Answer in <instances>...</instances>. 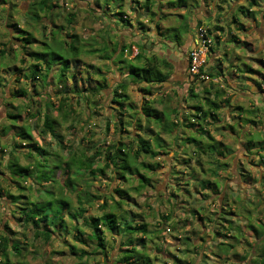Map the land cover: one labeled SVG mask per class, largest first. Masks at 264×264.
<instances>
[{
  "label": "trees",
  "instance_id": "16d2710c",
  "mask_svg": "<svg viewBox=\"0 0 264 264\" xmlns=\"http://www.w3.org/2000/svg\"><path fill=\"white\" fill-rule=\"evenodd\" d=\"M6 1L7 0H0V6L3 7ZM229 1L230 0H222L223 3H228ZM177 2L184 6L188 4L186 0H177ZM256 2L257 0H251L248 6H240L239 12L242 11L246 18L254 17L256 12L252 10V7L256 5ZM59 3L58 0H28V8L24 13L28 19L27 25H32V27L35 28L37 26L35 23L48 17L53 21L52 16L55 15V8L59 7ZM86 3L89 4V6L95 3L97 8L90 7V10L94 13L98 9L100 13L99 17H101L104 23L107 24L105 19L109 18V23L113 24L115 29L118 26L126 28L136 24L140 29V39L136 40L132 38L129 42L121 43L118 38L114 39L117 36L111 32L112 29H102L100 32L101 39H94L90 46L85 47V45L82 44L81 38L74 34H70L73 36L71 41H68L66 37H61L63 36L62 33H64L61 30L66 27L64 25L60 26V29L58 27V29L54 28L51 30L50 35H52V37L50 40V36L45 32L47 25L42 24V35L44 37L39 40V44H36L34 31L30 30V28L22 27L17 21L14 23L9 22V19L13 17L12 11L9 10V12L6 13L7 25L10 28L6 32V39H8V42H0V55L6 57L13 51H16V55H18V50H21L22 53L29 56L31 60L22 58V66L12 69L20 71L26 68V72L24 71L17 74L18 77L16 81H20L19 77L21 76L24 81L31 84L35 89L38 85L43 86L49 83L57 86V92H61V98L56 109L61 112L64 107L66 108L62 114L64 120H67L75 111L71 102L66 104L68 101L74 99L75 103L79 105L83 102L86 104L88 103V105L95 104L97 108V98L110 88L109 71H111L113 75H121V78L117 80L116 87L113 88L111 101L116 105L110 106L112 110L111 116L115 122L118 121L117 126L120 131H122V127H126V129H128L127 127L132 128L129 141L124 142L123 140H118L112 142L110 146H107L104 150L105 162L103 166H97L95 163L96 155H100L102 153L101 151H103L100 150L101 146L99 145L96 146L97 148L92 146V148L96 149L94 154L81 152V155H78L76 152L73 153V150L70 149L68 154L69 157L63 160L61 154H53L46 146L34 140L32 134L33 130L30 126L24 124L17 127L14 133L11 132V129H13L12 125L17 123L18 116L21 114L10 112L8 116L11 118L12 123L3 125L0 130L8 134V137L20 140L19 142H14L13 146L16 149L10 150V156L5 163L7 172H5L3 178L0 177V194L5 193L11 198V209L14 217L19 221L22 220L21 222L24 225L32 224L35 226L36 234L42 235L46 239L55 236L60 229L58 228V224H61L60 226H62V224L66 225V215L72 216L77 221L82 219V226L78 224L74 225L76 232L75 239L81 245L70 244V253L75 255L79 260L77 264H90V257H94L98 254H109L110 260L108 264H152V258L147 254V238H149L150 235L149 226L146 222L133 223L131 219H128L131 210H127L124 207L125 198L128 194L127 189L116 187L115 191L118 196L116 197L112 194L110 196L113 204L108 203L107 197L105 201L101 203V207L103 209L109 207L108 210H104L97 216H86L88 208L82 205L72 213L71 202L64 193V187H73L76 184L75 182L78 175H82L83 171L87 170L90 174H96L98 172L102 173L104 167L113 166L115 172L119 174V178L134 179L136 173L140 174V178L138 179L139 184L136 186V189L146 188L150 183V177L146 173H143L141 169L146 168L145 170L150 169V171H154L160 163L157 162L156 165H153L152 162L144 159L142 160V158L144 157L147 159L149 156L155 158L160 155L162 149L167 152L166 145H164L165 138L163 134H172L175 129H177L178 124H183L195 128L197 133L202 136L207 135L212 139L211 141H214L212 132H209L206 126L209 122V124L212 125L214 122L217 124L221 121L223 117H220L219 110L223 108L222 103L226 101L227 105L231 106V99L228 97L219 101L217 99H211L208 95L200 96L198 92H195L193 94L195 103L189 105L195 110L186 112L185 114L183 113L182 116L179 114L180 110L178 103L171 106L166 104L167 106L164 109H160L155 106V99H147L141 108H136L132 103L127 89L131 85H137L147 94L157 92L156 94L160 95L161 87H167L165 83L169 81L174 69L173 60L168 52L159 54L152 49V46L159 40L156 36L161 35V42L166 44L167 47L171 48L172 45H175L178 46L180 50L182 49L181 46L184 44L183 36L188 32V23L184 22V16L181 15L184 22L182 25L176 26L170 22L166 27H163L162 21L169 18L171 15L170 12L164 10L166 5H168V9L174 5L171 0H167L166 2H164V0H92V2ZM11 5L12 7L16 6V1L11 0ZM228 5H230V3H228ZM191 6L193 7L194 4L192 3L190 8ZM232 14L231 20L234 24H237L235 27L240 30L243 29L244 24L241 22L240 15L234 13L232 16ZM0 17L2 18L1 14ZM145 19L146 22L144 21ZM73 20L74 13H70V17L67 20L70 29L73 27ZM215 28L220 29L221 26L216 25ZM156 32L158 34H156ZM65 33L68 32L65 31ZM150 34L155 37L152 41L148 40L151 37ZM208 34L213 40L209 47L208 53L210 54L214 50L215 45L219 43V40L217 36H214L211 28L208 29ZM11 38L14 39V41ZM231 40L239 42V38L236 35H232ZM134 48L137 49V53L132 55ZM84 53L97 54L98 57L103 60L104 68H106L105 72L103 67L90 63L88 64L85 60L83 61L81 56ZM185 53H187L188 59L189 50ZM113 65L116 67H113ZM245 66L246 70H242V67L239 68L243 73L248 71L257 73L259 76L263 75L261 71L255 70L247 64H245ZM90 68H92V70H90ZM202 70L209 72L212 77H218L221 74L220 70H217V67H207V61L203 65ZM188 76L195 84L204 81L203 79L197 78L196 75L191 74L189 67ZM260 77H262V80H257L256 82L259 91L264 92V75ZM69 80H72V83H70ZM223 80H225V77H223ZM37 82L40 83L38 84ZM91 82L93 83L91 84ZM218 82V80H210L212 87L216 88V86L219 85L215 91V96L217 98L222 97L225 93V88L217 84ZM78 84L80 86H78ZM4 85L2 76L0 75V89ZM206 86L207 85L203 88V94L210 93L208 91V86ZM162 93L163 95H160L161 97L159 98L160 102L164 101V96L166 97L170 94L168 89ZM173 93H176V91H173ZM28 94L29 90L23 87L13 92L14 97H26ZM171 98L172 96H169L170 101H172ZM33 103H36V101L33 100ZM53 105L55 107V104ZM235 108L241 111V113H239V119L249 121L248 126H255V124L259 123L254 118V116H257V113L260 115L264 114V107L247 109L240 105ZM36 112L42 115L40 118L42 122L40 125L41 132L43 134H50L52 137L56 138L58 142L63 144L61 133L57 128L58 122L53 118L51 108L47 105L46 108L42 110V106L38 105ZM172 112L175 113L174 116L176 120L172 119ZM245 114L250 115V117L245 116ZM37 127H39V123L35 125V128ZM154 127L159 128V130L157 131ZM230 127L232 128L233 126L230 125ZM133 128H136L135 135H133ZM232 129L237 132L235 127ZM241 135H246L247 149L253 150L256 148V151L260 150L259 152H263L262 161L264 162L263 137L258 135L252 136L249 135V133L244 134L243 132L240 133V136ZM184 140V145L188 142H197V148L191 151H188L189 148H187V146L183 148V154L188 156L183 157L182 162H180L182 166L183 164H190L194 153L211 155L221 166L227 165V158L223 150H220V153L217 154V158L211 153V148H214L213 146L217 145L216 143L226 146L223 144L224 142H207L206 145H203L202 141L198 140L196 136H188ZM240 144L243 145L242 143ZM22 145H26V152H22V155L25 159L27 158L29 160L25 164L20 161L19 156V148ZM62 146L63 148L65 147L64 145ZM225 149L230 156L231 147L226 146ZM197 162L200 165L203 163L200 159ZM58 169H62L67 173V180L64 183L57 179L56 173ZM73 169H75V176H72ZM172 172L173 174L174 172L184 173L183 169L176 168V164L172 165ZM185 176L188 177L185 179ZM197 176L198 177L194 174V171H189V174L177 178L182 179L183 182H179L178 185L180 189L185 190L182 192H185L187 197L192 195V189L189 184L191 183L192 186L195 187L196 184L194 180L201 178L199 174ZM1 178L6 181L8 185H14L15 188L19 189V193H15L10 190L9 187L3 186L1 184L3 181ZM202 178L201 187H204L203 189L206 190L212 186L216 189L218 188V182L216 183V181H211L208 178L203 180ZM186 181L191 182L187 183ZM25 183H28V186H26ZM186 184L189 186L190 190L185 186ZM57 187L58 192L56 193L55 189ZM4 188H6V190ZM25 189L34 190L35 196L30 197L27 194H23L22 191ZM76 190L78 191V187ZM171 193L172 194L168 196L170 200L172 195L177 196L180 192L177 194L173 187ZM90 196H93V194H90ZM82 202L83 201L80 200V203ZM85 202L91 203L90 197H87ZM223 209L225 208L223 207ZM14 210L18 212V214L15 215ZM216 215L217 212L214 218H216ZM228 221L232 223L230 219ZM2 225L5 228L0 230V264H26L23 261H15L13 259L14 256L17 257L22 255L21 241L14 236L12 230H8V228L10 229L8 223L4 222ZM231 225L232 224L225 227H228L230 230L234 229L233 225ZM86 227L89 230L88 234H78L85 231L87 229ZM249 227L254 235V242L251 244V242L247 240L248 244L251 245L248 246L249 250H246L243 258L249 256L248 264L251 262L252 264H254L253 262H255V264H264V224L250 223ZM105 229L110 231L113 235H117L119 238V253L115 262H112L113 255L108 248ZM236 229H239V227ZM216 234L217 236L220 235L225 237L228 235L218 230ZM132 235H134L135 238L137 237V240L140 239L141 242L134 241ZM190 237L191 236H188L186 239H190ZM237 238H239L238 235L235 236V239ZM134 244H142L140 246H142L141 248H143V250L139 249L137 245ZM220 245L227 246V253L235 246L234 243H228L226 241H221ZM248 247H245V249ZM126 252L129 253L124 254ZM219 257L221 258L224 256L220 254ZM48 264L58 263L52 261Z\"/></svg>",
  "mask_w": 264,
  "mask_h": 264
},
{
  "label": "rangeland",
  "instance_id": "374dc122",
  "mask_svg": "<svg viewBox=\"0 0 264 264\" xmlns=\"http://www.w3.org/2000/svg\"><path fill=\"white\" fill-rule=\"evenodd\" d=\"M15 1L16 6L14 7L11 5V0L4 2L3 7L0 6V14L2 16V18L0 17V42H8V39H6V32L10 28L7 25L6 13H8L9 10H11L13 14V17L9 19V22L14 23L17 21L22 27L30 28V30L34 31L36 44H39V40L44 37L42 35V24L47 25L45 32L50 36V40L52 37V35H50L51 30L54 28L58 29V27L60 29V26L64 25L66 27L61 30L64 32L61 37H66L68 41H71L73 36L70 34H74L81 38L82 44H84L85 47L90 46L94 39L100 38L99 34L101 30L106 29L104 21L101 22L99 20L101 25H99V31L94 26V22L97 21V19L94 18L95 13L90 10L91 6L86 3L92 2V0H58L60 3L59 7L55 8V15L52 16L53 21H51L49 17L44 18L40 22L35 23L37 25L35 28H33L32 25H27L28 19L24 14L28 8V0ZM240 1L244 2L245 0ZM246 1L243 4L248 5V0ZM255 6L256 14L254 17L246 18L242 16V11L239 12V15L242 16L241 19L244 28L241 30L236 28L239 30L237 31L238 35H236L239 38V42H233L231 45L239 50L241 53V61L243 63L246 62L245 64L255 70L261 71L264 75V0H257ZM227 8L229 9V5ZM70 13H74V20L72 22L73 27L71 29L69 27L70 25L67 23ZM233 15L234 13L232 16ZM230 25L231 24L228 23L224 25L225 32L229 31V29L230 32L236 31L234 25ZM202 26L207 28V30L210 28L207 24ZM65 31L68 33H65ZM119 32V30H116L115 34L118 35ZM192 33L195 34V30ZM154 39L153 35H151L148 40L152 41ZM12 40L14 41V39ZM241 48H245L246 50L242 51ZM152 49L160 54V52L157 51L158 47L155 48V45L152 46ZM136 53L137 52L135 51L133 54ZM81 57L82 60H85L88 64L90 63L103 68L105 67L103 60L100 59L97 54L84 53ZM22 58L29 59V56L22 53L21 50H18V55H16V51H13L6 57L0 55V75L5 84L0 89V128L3 125H9L12 123L11 118L8 116L10 112L21 114L18 116L17 123L12 125L13 129H11V132L14 133V131L17 130V127L24 124L30 126L33 130L32 134L34 140L39 144L46 146V148L53 154H61L63 160H66L69 157L68 154L70 149L73 150V153L76 152L78 155H81V152L94 154L96 151L95 148H97L96 146L99 145L101 146L100 150L103 151H101L102 153L100 155H96L95 163L97 166H103L105 162L104 150L107 146H110L112 142L118 140H123L124 142L129 141L132 128L127 127L128 129H126V127H122V131H120L117 126L118 121L115 122L111 116L112 110L110 106L116 105L111 101L113 88L116 87L117 80L121 78V75H113L111 71H109L108 77L110 88L97 98V108L95 107V104L88 105V103L86 104L83 102L79 105L75 103L74 99L68 101L66 104L71 102L75 111L67 120H64L62 114L66 108L64 107L61 112L56 109L61 98V92H57V86L49 83L43 86L38 85L35 89L31 84L24 81L21 76L19 77L20 81H16V78L18 77L17 74L26 70V68L20 71H17V69L12 70L14 67L19 68V66H22ZM90 70H92V68H90ZM105 70L106 68H104V72ZM242 70H246L245 65L242 66ZM239 71H241V69H239ZM69 82L72 83V80H69ZM37 83L39 84L40 82ZM92 83L93 82H91V84ZM249 83L245 80L242 81L241 88L243 89L240 90L239 93H233L235 91L229 84L226 85L225 83L222 85V87L225 86L223 88H225L226 91L222 97H219V99L221 100L229 97L231 99V106L234 105V101H237L233 107V111L231 109L234 115H227V108L230 106L224 101L222 103L223 108L219 110L220 117H223L221 121H217V124L214 122L211 125L209 122L207 126L205 125L209 132H215L216 135L220 137L218 141L224 142V145L231 147L230 156L225 149L226 146H222L219 143H216L217 145H214V148H211V153H213L216 158L218 157L217 154L220 153V150H223L227 158L226 166H221L217 160L213 159L211 155L208 154H205L204 157L201 154H194L189 165L183 164L185 167H183L182 163H179L178 161L175 163L176 168L183 169L184 173L174 172L173 174L175 183L172 186L177 194L180 193L177 196L172 195L171 200L168 196L172 193L171 190L170 192L167 191L165 172L171 170L174 163L162 161L161 158L152 159L150 156L147 157V159L144 157L142 158V160L144 159L152 162L153 165H156L157 162H159L160 165H158L154 171H150V169L145 170L146 168L141 169L143 173H146L150 177V183L146 188L139 187L140 189H136V186L139 184L138 179L140 178V174L138 173H136L134 179H123L119 178V174L115 172L113 166L104 167L102 173L98 172L96 174H90L86 170L82 172V175H78L75 182L76 184L73 187H64V193L71 202L72 213L82 205L88 208L86 216L100 215L104 210L109 209V207H106L105 209L101 207V203L105 201V198L107 197L106 199L109 204H113L110 196L111 194L116 197L118 196L115 188H125L128 190V194L125 198L126 201L124 202V207L127 210H131L128 219H131L133 223L146 222L148 224L150 235L147 239L151 241L149 243L150 247L147 246V250L155 252L157 256L161 257L162 261L159 264H169L167 261L170 260L173 264H248L249 256L243 258V255L246 250H249L248 246L254 242V235L249 224H264L263 152H259L260 150L256 151V148L253 150L247 149V138L246 140L244 139L246 135L240 136V133L243 132L244 134L249 133V135L252 136L258 135L264 139V114H262V116L257 113V116H254V118L259 123L255 124V126L250 125L246 127V125L249 124V121L239 119L238 117L241 111L235 108L240 105L247 109L264 107V94L258 95L255 92V87L251 90V84ZM217 84L223 83L218 82ZM78 86L80 85L78 84ZM217 86L214 88L215 90L217 89ZM21 87L27 88L29 94L26 97H14L13 92ZM203 88L204 86L201 85L197 90H199L200 93H203ZM167 89L170 94L166 97L164 96V101L171 106L174 105V103H169V96H174L172 89L161 87L160 91L165 92ZM127 92L136 108H141L147 99H155V105L162 106V103L164 102L159 101L160 97L156 94L157 92L147 94L137 85H131L127 89ZM234 94L236 95L233 96ZM33 100L36 101V103H33ZM53 104H55V107ZM38 105L42 106V110H44L47 105L51 108L52 116L58 122L57 128L61 133L63 144L58 142V140L50 134H43L41 132L40 125L42 122L40 118L42 115L36 112ZM166 106L167 105L161 107V109H164ZM190 111H192L191 108ZM245 116L250 117V115L247 114H245ZM37 123H39V127L35 128ZM218 124H220L219 127H217ZM242 124L245 126V129L241 126ZM230 125L233 126L232 128L235 127L237 132H235ZM133 135H135V131L133 132ZM19 140L20 139L8 137V134H5L0 130V177L2 178L5 176V172H7L5 163L10 156V150L16 149L13 144L14 142H19ZM183 140L184 139L180 140L181 145L184 144ZM209 142L213 143L212 141ZM242 142L243 145L240 147L239 143ZM62 145L65 147L63 148ZM92 146H95V148H92ZM22 152H26V145H22L19 148L20 161L25 164L29 160L27 158L25 159ZM246 153L248 156L244 157V154ZM164 156L165 157L163 158H166V155ZM180 157L183 159L182 156ZM199 159L203 162L201 165L197 162ZM74 171L75 169L72 171V176L76 175ZM189 171H194L196 177H198L197 175L199 174L201 178L203 177V180L208 178L211 181L218 182V188L216 189L212 186L209 189H203L204 187H201V178L194 180V183L196 184L195 187L192 186L190 183L191 181H186L187 183H190L189 185L192 189V195L187 197L186 193L182 192L185 190L180 189V186L178 185L179 182H183L182 179L177 178L189 174ZM56 174L57 179L60 182L62 181L64 183L67 180V173L62 169H58ZM187 177L188 176H185V179ZM2 178L1 180H3ZM1 184L7 188L9 187L13 192L19 193V189L15 188L14 185H8L4 180ZM25 185L28 186V183H25ZM185 186L189 188L187 184ZM77 187L78 191L76 190ZM4 189L6 190V188ZM55 191L56 193L58 192V187ZM22 193L27 194L30 197L35 196L34 190L25 189ZM90 194H93V196H90ZM87 197H90L91 203L85 202ZM10 199L11 198L5 193L0 194V230L5 228L2 225L4 222L8 223L10 226V229L8 228V230H12L14 236L21 241L22 255L17 257L14 256L13 259L15 261L20 260L26 264H48L52 261H56L58 264H77L79 260L75 255L70 253V244L81 245L75 239L76 232L74 225L78 224L79 226H82V219L77 221L72 216L66 215V225L62 224V226H60L61 224H58V228L60 229L55 236L46 239L42 235L36 234L35 226L32 224L24 225L21 222L22 220L19 221L12 215L13 211L11 209L12 206ZM80 200L83 202L80 203ZM223 207L225 209H223ZM216 212L217 215L216 218H214ZM14 214L16 215L18 212L14 210ZM229 219L232 223L228 221ZM230 224L233 225L234 229L230 230L228 227H225L230 226ZM237 227H239V229H236ZM217 230L228 235L226 237L220 235L217 236ZM88 232L89 230L87 228L85 231L78 234L86 235ZM105 234L109 251L112 252L115 249L114 252L118 255L119 238L107 229H105ZM134 235H132V237H134ZM236 235H238L239 238L235 239ZM188 236H191L190 239H186ZM133 240L141 242L140 239L137 240V237H134ZM247 240L251 242L250 245ZM221 241L234 243L235 246L227 253V246L220 245ZM134 245H137L139 249L143 250V248H141L142 246H140L142 244ZM245 247L248 248L245 249ZM128 253L129 252H126L124 254ZM147 254H149V252H147ZM170 254H172L171 258L168 256ZM220 254L224 257L220 258ZM109 256V254H98L94 257H90L89 262L90 264H108L110 260ZM116 258L117 257L114 255L112 257V262H115L117 260ZM253 263L255 264V262ZM250 264H252V262Z\"/></svg>",
  "mask_w": 264,
  "mask_h": 264
},
{
  "label": "crops",
  "instance_id": "0c3cea01",
  "mask_svg": "<svg viewBox=\"0 0 264 264\" xmlns=\"http://www.w3.org/2000/svg\"><path fill=\"white\" fill-rule=\"evenodd\" d=\"M167 0H164V2H166ZM173 2V7H171L170 9H168V5H166L165 7V11L166 12H170L171 15L169 16V18L164 19L162 21V25L163 27H166L168 23L171 22V24L179 26L180 24L182 25V23L186 22L188 23V32L184 34L183 38H184V44L181 46L182 49H178V46L172 45L171 48L167 47L166 44H164L163 42H161L162 40V36L157 35L156 37L159 39L157 40L156 44H155V48L158 47V52L163 53V52H168V54L171 55V57L174 63V69L173 72L171 74V77L169 79L168 82L165 83V85L167 86L168 84V88L172 89V91H176V93H174V96L171 98L172 101H170V103H174L175 105L178 103L179 104V114L180 116H182V114L186 113V112H191V110H195L193 107H188L190 104L195 103V97L193 96V94L195 92H198V94H200V96H209L211 99H217L220 101L219 98H217L215 96V89L214 87L212 88L211 84H210V80H204L203 82H199L197 84L193 83V81L189 78L188 76V59H187V52L188 50H190L193 47V40L196 34V30L198 29L199 26L202 25H209V27L213 30V34L214 36L218 37L219 43H217L214 47V50L212 51V53H208L207 54V67L209 68H213V67H217V70H220V76L218 77V81L223 83L220 84L221 86L224 85L226 83L229 84L231 86V88H233V90L235 92L233 93H239L240 90H242L243 88H241V84L242 81H247V83L251 84V90L255 89V92L259 95H263L264 92H260L259 91V87L257 85V80H262V77L259 76V74L257 73H253V72H241L239 71V68L242 67L243 65H245V63H243L241 61V53L239 52L238 49L234 48V46L231 45V43L236 42V41H232L231 40V35H238L237 34V30L235 25H237L236 23L234 24L233 21L231 20V14L232 13H237L239 15V7L242 5H245L241 2L240 0H230L228 3H230L229 5V9L227 8L228 3H223L222 0H186V2L188 3L187 6L184 5H180L177 0H171ZM247 2V1H246ZM250 0H248L249 4ZM194 4V6L190 8L191 4ZM248 6V5H245ZM91 7L97 8L95 3H92ZM190 8V9H189ZM252 10H256V6L252 7ZM95 13V17L97 19V21L94 22V26L98 29H100L99 25H100V21L102 22L103 20L101 19V17H99L100 13L97 9V11L94 12ZM182 16H184V22L182 19ZM244 17H246L243 13ZM242 16L240 15V18H242ZM229 18V19H228ZM228 19V20H227ZM100 20V21H99ZM106 29H112L111 32L113 34H115L116 30H119V34L116 35L117 37L114 39L120 40L121 43L123 42H129L130 39H136L139 40L140 39V29L138 28V26L136 24H134L133 26H129L126 28H123L122 26H118L114 27L113 24L109 23V18H106ZM146 22V19L144 20ZM224 22V24H223ZM242 22V19H241ZM231 24L230 26L234 25L236 31H231L230 29L229 31L225 32V24ZM243 23V22H242ZM221 26L220 29H216L215 26ZM101 26V25H100ZM195 30V34H193L192 32H194ZM156 34H158L156 32ZM100 35V34H99ZM101 38V36H99ZM100 38H98V40H100ZM155 38V37H153ZM109 39V38H108ZM243 41V40H242ZM242 51L246 50L245 48H241ZM137 52V49L134 48L133 49V53ZM233 53H232V52ZM170 52V53H169ZM134 55V54H132ZM210 60H209V57ZM225 55V56H224ZM233 61V63H232ZM240 61V62H238ZM231 62V63H230ZM113 67H116L115 65H113ZM223 77H225V80H223ZM249 79V80H248ZM201 85L208 86V91L210 92L209 94H203L200 93L199 90H197ZM206 86V87H207ZM225 87V86H223ZM226 91V90H225ZM163 91L160 92V95H163L162 93ZM159 95V97H161ZM236 94H234L233 96H235ZM236 100V99H235ZM175 101V102H173ZM237 101H234V105ZM166 105V102L164 101L161 105H155L158 108L161 109V107H164ZM233 106H230L227 108V115L228 116H232L234 115L233 111ZM187 109V110H186ZM189 109V110H188ZM232 109V111H231ZM175 113L172 112V119L176 120V118H174ZM252 118V117H251ZM220 124H218L217 126H219ZM241 126H243L245 129V126L242 124ZM144 127V126H143ZM246 127H248V124L246 125ZM157 131L159 130V128L154 127ZM133 131L136 132V128H133ZM183 132V133H182ZM167 135V137H166ZM212 135L214 136V141H212L213 143H215L216 141H218V139L220 137H218L216 135L215 132H212ZM165 140H164V145H166V150L167 152L163 151V149L161 150L160 155L156 156L154 159H160L162 161L165 162H172V163H177L179 161L182 162V159L180 156L182 157H186L183 154V148L185 146H187V148H189L188 151H191L195 148H197V142H188L186 145H181L180 144V140L185 139L188 136H196L198 140L202 141L203 145H206L207 142L211 141L212 139L209 136H202L199 133H197L195 128H191L188 127L186 125L183 124H178L177 129H175V131L172 134H167L164 133L163 134ZM186 136V137H185ZM244 139L246 140V137H244ZM183 142L185 143V140H183ZM244 142V141H243ZM242 142V144H243ZM162 143V142H161ZM239 146L241 147L242 145L239 143ZM169 153V154H168ZM196 154V153H194ZM164 155H166V158ZM170 155V156H167ZM201 155L204 157L205 153H201ZM207 156V155H206ZM248 154H244V157H247ZM240 157V156H239ZM153 159V158H152ZM178 166V165H177ZM172 168V167H171ZM167 171V170H166ZM165 180L167 181V191L170 192V190L173 188L172 185H174V177H173V172L172 169L169 170L168 172H165ZM168 186V187H167ZM165 195V192H164ZM153 242V241H152ZM150 240H148V244L147 246H149ZM118 247V245H117ZM115 249L112 251V255L116 256V253L114 252ZM148 251V250H147ZM149 252V256L152 258V264H159L161 263V257L157 256L155 254V252ZM119 253V251H118ZM172 254L168 255L169 258H171ZM156 261V262H155ZM167 261V260H166ZM169 264H173V262L167 261Z\"/></svg>",
  "mask_w": 264,
  "mask_h": 264
},
{
  "label": "built area",
  "instance_id": "2783aa9c",
  "mask_svg": "<svg viewBox=\"0 0 264 264\" xmlns=\"http://www.w3.org/2000/svg\"><path fill=\"white\" fill-rule=\"evenodd\" d=\"M212 37L208 34L207 28L199 26L193 40V47L188 53V67L191 74L203 80H215L218 78L212 77L209 72L202 70L206 62L209 47L212 44Z\"/></svg>",
  "mask_w": 264,
  "mask_h": 264
}]
</instances>
